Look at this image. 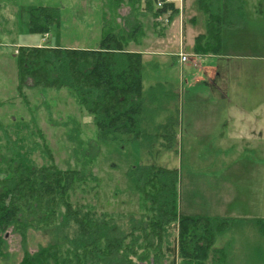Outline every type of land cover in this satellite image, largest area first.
I'll list each match as a JSON object with an SVG mask.
<instances>
[{
  "label": "rangeland",
  "instance_id": "1",
  "mask_svg": "<svg viewBox=\"0 0 264 264\" xmlns=\"http://www.w3.org/2000/svg\"><path fill=\"white\" fill-rule=\"evenodd\" d=\"M107 1L102 0L100 7L95 0H1L0 126L21 128L29 124V130L35 133L39 128L43 137L30 133L29 136L24 130L20 132L21 137L27 138L26 150L31 149V168L36 170L45 165L50 169V160L54 158L55 166L61 170L80 171L83 181L74 183L66 199L73 205V210L83 215L91 211L113 215L117 230L126 235L133 232L134 237L143 236L144 227L154 216L151 204L144 201L129 178V171L134 167L154 166L176 172V209L180 215L235 220V223L223 226L225 231L218 234L212 246L214 250H226V254L217 253L206 264H264V232L253 223L264 219V141L252 145L234 142L236 140L231 137L224 141L220 139L225 134L231 136L240 126L248 127L251 119L261 121L264 133V117L254 114L255 110L264 114V0H244V25L224 29L222 57H217L213 63L219 74L215 86L202 89L188 86L185 81L192 80L195 69L187 71V67L183 68L179 61L181 57L154 58L153 62L159 65L152 68L145 64L144 91L157 83H168L178 93L177 139L172 148H161L160 141L150 146L122 134L100 141L93 116L82 111L67 89L25 91L29 103L17 93L19 45L49 46L57 44V40H61L62 46L75 42L80 45L84 39L90 43L94 39L101 42L108 27L100 33L96 31V21L95 26L87 29L86 26L92 23L91 18L101 20L102 25H108L116 34L120 30L127 32L128 21L136 23L138 19L144 37H147L144 50H148L149 45L152 49L157 48L158 39L173 38L176 30L183 33L184 47L191 46L194 37L207 29L206 17L199 11L197 0H182L186 10L182 11V16L180 12L174 14L171 20V12L154 20L145 11V2L137 11L131 8L133 0ZM179 5L180 2L174 4L176 9ZM34 6L59 8L64 23L71 27L54 29L50 37L30 33L29 11ZM95 6L98 10L93 12ZM18 11H23L19 17ZM176 19L178 24L173 26ZM134 44L131 47L134 48ZM168 52L176 53L172 49ZM209 55L213 56H202ZM190 61L192 58L188 56L187 62ZM214 76V71L201 73L202 79L198 82H208V77L213 81ZM236 111L246 115L235 116ZM166 117L164 114L163 118ZM240 120L245 122L240 123ZM6 142L5 131L0 129L2 148ZM87 144H90L88 151ZM85 151L88 158H83ZM62 212L64 214L65 209L59 208L58 214ZM42 215L32 217L25 232L14 228L8 231L0 264H21L26 255L57 242V230L51 224L46 226ZM131 216L136 220L134 224L130 223ZM73 226L72 236L78 233L77 226ZM175 235L177 232L173 231L172 243L177 242ZM129 238L128 242L133 239L132 236ZM155 240L160 243L159 238L155 237ZM167 242L159 245L163 248ZM148 254L150 260L154 257L159 260L156 251ZM170 263L167 258L164 264ZM177 263L181 264L179 258Z\"/></svg>",
  "mask_w": 264,
  "mask_h": 264
},
{
  "label": "trees",
  "instance_id": "2",
  "mask_svg": "<svg viewBox=\"0 0 264 264\" xmlns=\"http://www.w3.org/2000/svg\"><path fill=\"white\" fill-rule=\"evenodd\" d=\"M160 1L165 0H133L131 8L139 11L145 2V11L154 19L169 12L170 20L174 14L179 15L173 3L159 8ZM197 2L199 11L206 17L207 29L195 39L194 53L222 56L224 29L244 25L245 1ZM1 4L0 0V7ZM136 20V23L128 21L127 32L120 30L116 34L111 28L106 29L97 50L20 46L16 55L17 93L29 103L25 91L67 89L82 111L93 116L100 141L122 134L150 146L160 141L161 148H172L177 139L178 93L168 83H157L144 91L146 67L142 55L126 49L130 42L139 45L138 41L144 37L142 24ZM61 24L59 8L34 6L29 11L28 27L32 34L48 36ZM0 129L5 131L7 139L3 148L0 144V258L8 231L14 228L25 232L32 223L29 220L42 214L43 223L57 230V242L26 255L21 264H164L167 258L170 264H178V258L181 264H206L217 253L224 256L226 250L212 249L214 239L225 231L223 226L235 220L180 215L176 209V172L154 166H139L129 171V178L144 201L151 204L154 215L152 222L144 227L143 236L134 237L133 232L126 235L117 230L113 215L92 211L83 215L73 210L66 199L74 183L83 181L80 171L61 170L55 166L54 158L50 160V169L45 165L36 170L31 168V149L26 150L27 138L21 137L20 132L43 137L39 128L36 133L29 130V124L21 128L0 126ZM87 148L88 151L90 144ZM87 151L83 158H88ZM59 208L65 209V213L58 214ZM135 222L131 216L130 223ZM253 223L264 232V219ZM73 225L78 233L72 236ZM173 231L177 232L176 243L171 240ZM130 236L133 239L128 242ZM155 237L161 245L167 239L169 243L162 248ZM152 250L157 252L159 260L156 257L150 260L148 253Z\"/></svg>",
  "mask_w": 264,
  "mask_h": 264
},
{
  "label": "crops",
  "instance_id": "3",
  "mask_svg": "<svg viewBox=\"0 0 264 264\" xmlns=\"http://www.w3.org/2000/svg\"><path fill=\"white\" fill-rule=\"evenodd\" d=\"M95 1L97 3H99L100 7H102V5H101L103 3L102 0H95ZM174 1H175V3H177V2L179 3L180 2L178 10H179L180 15H181L182 11L186 10V7H184L182 5V2H183L182 0H179V1L178 0H174ZM108 2L109 1L106 0V3H108ZM97 10L98 9L95 6V10L93 12H96ZM18 12H19L18 17H19L20 14H22L23 11H21V12L18 11ZM63 20L64 19H63V16H62V24H61V26L59 27L58 30H61L62 28L69 29L71 27V25L65 24ZM91 20H92V23H90V25L86 26L87 29L90 26H92V25L95 26L97 24L96 21H98V26L96 28V31H100V33H103L104 29L106 27H108V29L111 28L108 25H105V26H104V24L102 25V21L101 20H97L96 18H94V19L91 18ZM154 20H156V19H154ZM177 24H178V21L176 19L173 22V26H177ZM204 33L205 32H203L202 34H204ZM202 34H200V35H202ZM48 36L50 37L51 34L48 35ZM198 36L199 35L194 37V41L192 42L191 46L189 44H187L186 45L187 47H184V41L182 40L183 33L181 35V32L176 30V34H174L173 38L172 37H168L166 40L165 39H163V40H159L158 39L157 40L158 46L155 49H152L150 45H149L148 50L147 49L146 50L143 49V46L145 45V42H147V37H144V40L139 43L140 46H136L135 45L136 43H135L134 44V48H133V47H131L132 46L131 44L134 43V42H130V44L127 46L126 49H127L128 52L140 53L142 55L144 64H146L147 67H150V68L159 65L158 62H153L154 58L167 57V56H174V57H178L179 58L180 57L179 54H182V53L186 54L187 56L192 58V61L182 63L180 58H179L181 66L183 68L187 67V71H190V68L191 69L192 68L195 69L194 73L191 74V79L192 80H190V82L185 81L188 84V86L192 85L191 88H198V89L213 87V86H215L216 80L219 78L218 77V75H219L218 74V68L216 67V65H213V63L215 64V60L214 59H216L217 57H222V56H217V57L216 56H210V55L209 56H202V55H196L195 53H192V52H194L193 48H194V45H195V39ZM57 42H58L57 44H52L50 46L61 47V48H70V49H88V50L89 49L97 50L100 47L99 39H94V41L92 43L86 42L85 39H84V41H83L84 43H82L80 45H78L79 44L78 42H75L74 45L71 44V45H67V46H62L61 45V40L60 41L57 40ZM19 47H20V45H19ZM29 47H33V46H29ZM36 47H44V46L43 45H38ZM165 49H167V50H165ZM168 49H172L176 53L168 52ZM185 50L191 51V53H186ZM203 57H207L208 59H203ZM212 71H214V73H215L214 78H212L213 81H210L211 79H209V78L212 77V75H211V77H208V82H205V81L198 82L199 79H202L201 73H204V72L205 73H208V72L211 73ZM243 114L246 115V113H244V112L239 113V112L236 111L233 115L240 116V115H243ZM254 114H255V116H258V117H261V116L264 117V114L260 113V111H257V110L254 111ZM244 122H245L244 120H240V123H244ZM257 124H260V125L256 128L255 125H257ZM261 124H262L261 121H257L255 119H251L249 121L248 125H247L248 127L240 126L239 129H237L231 136L225 134V135L221 136L220 139L222 141H224V140L230 139V137H231L234 140H236V141L233 140L234 142H238V141L239 142H247V143H251L252 145L256 144L257 142H263L264 141V133H263V129H262Z\"/></svg>",
  "mask_w": 264,
  "mask_h": 264
},
{
  "label": "built area",
  "instance_id": "4",
  "mask_svg": "<svg viewBox=\"0 0 264 264\" xmlns=\"http://www.w3.org/2000/svg\"><path fill=\"white\" fill-rule=\"evenodd\" d=\"M171 2H172V0H166L165 2H161V1H160V2L158 3V7H159V8H162L164 4L171 3ZM17 53H18V51H17ZM180 57H181V62H182V63H185V62L188 61V56H187V55H185V54L182 53V54H180Z\"/></svg>",
  "mask_w": 264,
  "mask_h": 264
}]
</instances>
